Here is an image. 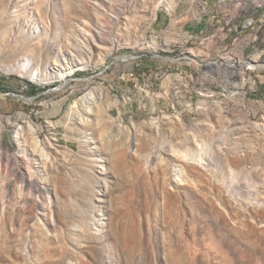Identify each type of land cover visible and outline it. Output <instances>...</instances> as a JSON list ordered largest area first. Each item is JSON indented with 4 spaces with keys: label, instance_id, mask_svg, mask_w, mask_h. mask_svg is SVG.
<instances>
[{
    "label": "rangeland",
    "instance_id": "1",
    "mask_svg": "<svg viewBox=\"0 0 264 264\" xmlns=\"http://www.w3.org/2000/svg\"><path fill=\"white\" fill-rule=\"evenodd\" d=\"M162 1L0 0V264H264V0Z\"/></svg>",
    "mask_w": 264,
    "mask_h": 264
},
{
    "label": "bare ground",
    "instance_id": "2",
    "mask_svg": "<svg viewBox=\"0 0 264 264\" xmlns=\"http://www.w3.org/2000/svg\"><path fill=\"white\" fill-rule=\"evenodd\" d=\"M165 1L166 0H163L162 1V4ZM167 4H169V3H167ZM113 9L115 10V8H113ZM112 32H113L112 31V27L105 26L99 32H97V33H91L90 34V38H88V39L86 38L85 44H86V47L88 48L89 51L93 47V43H96V44L100 45L102 47V50L106 51L105 55H103V57L100 58L99 62L96 64V66H98V65L99 66L100 65H104L105 62H106L107 56L111 55L113 52L116 51V49L118 47H121L122 46L120 43H119L118 46H116V43L117 42L115 41V39H113V37H112V34L113 33ZM92 61L93 60L91 59V55L89 53L88 57L82 58L80 60L73 61L72 63H70V64H76V65H72V66L71 65L61 66V68L59 70H57V73L55 75L56 76L55 78H56V80L59 83L65 84V83L68 82L67 81L68 80V77L72 76L76 71H78V70H86L90 66H92L93 65L92 64L93 63ZM250 62H252V60ZM252 64H253V62H252ZM262 67L264 69V65ZM262 67L260 69H262ZM7 72L17 73V75H19L20 77L25 78V79H28V80L33 81V82H37V83H39V84H41L43 86L44 85H48L51 82V79H52V78L51 79H46V78L42 77L40 75V73H39L40 71L30 69L28 63H24L22 61L21 62H17L10 69H8ZM98 92H100V94H101L103 92V89H99ZM96 94H98V93H96ZM104 94H105V97L109 100L110 99V92L109 91H106ZM87 100L88 101H92V104H97L96 103V95H95V93L89 94L87 96V98L85 100H83V103L86 104V101ZM87 104H89V103H87ZM76 105L77 104H75L73 106L76 107ZM114 105H116V103ZM32 133H36V130H32ZM2 157L3 158L4 157H7L9 159L8 161H10L11 163L15 161L14 158H13V157H15L14 155L8 156L7 154L3 153L2 154ZM260 160H261L260 154L259 153H256V156H253V158H250L249 161L251 163H257ZM242 161H244V160L235 159L229 165H230V167H237L238 168V167L241 166ZM15 172L16 173L14 174V176L12 178V181H21V183H25L26 186L29 185L30 187L33 188V192H32L31 198L29 200V204L31 205V207H30V216H31L32 215V212L34 213L35 212L34 210H36L39 207L38 199H39L40 195H42V194L43 195L49 194L50 191H49V189L46 186L45 187L44 186H41L37 182V180L29 181L30 183L28 184L25 181L24 177L19 176L17 170H15ZM221 176L222 177H225L226 176V173L221 174ZM164 207H165V205H164Z\"/></svg>",
    "mask_w": 264,
    "mask_h": 264
},
{
    "label": "trees",
    "instance_id": "3",
    "mask_svg": "<svg viewBox=\"0 0 264 264\" xmlns=\"http://www.w3.org/2000/svg\"><path fill=\"white\" fill-rule=\"evenodd\" d=\"M160 17H161V15H160V14H158V19H157L158 21L160 20ZM28 84H29V83H28ZM28 84H27V86H28Z\"/></svg>",
    "mask_w": 264,
    "mask_h": 264
}]
</instances>
